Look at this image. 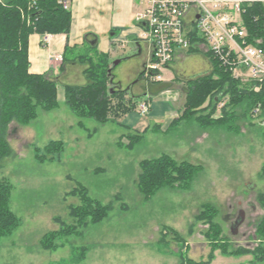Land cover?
<instances>
[{"label": "rangeland", "instance_id": "rangeland-1", "mask_svg": "<svg viewBox=\"0 0 264 264\" xmlns=\"http://www.w3.org/2000/svg\"><path fill=\"white\" fill-rule=\"evenodd\" d=\"M76 52L85 50H68L67 59ZM116 52L129 56L135 50L129 44ZM48 76L57 82L56 106L38 107L32 120L12 121L6 130L10 153L0 160V178L11 187L9 207L18 226L0 238V264H264V230L257 232L264 217V206L257 198L264 192L261 107L253 116L235 110L230 128L215 122L225 99L216 108L212 103L206 107V99L186 117L188 78H174L173 70H162L164 80H146L142 69L144 95L132 96L136 87L124 89V99L135 98L132 111L142 113L140 104L149 105L145 95H151L159 82H165L163 90H178L179 98L176 103L168 98L155 101V106H176L171 122L164 129L140 132L141 140L129 149L126 136L134 130L121 124L129 112L111 115L103 124L79 118L64 101L66 81ZM211 110V120L202 124L198 117ZM53 141H60L62 150L49 159L45 147ZM161 154L177 163L198 165L200 171L187 189L160 187L145 200L137 187L140 163ZM79 185L102 204L111 203L112 210L82 235L58 240L62 246L57 249H43L42 236L60 228L56 217L64 223L72 221L69 207L78 205L79 199L71 190ZM120 203L126 208H120ZM206 204L217 210L214 219L219 226V232L210 237L207 224L197 219ZM239 218L240 223L233 226ZM82 246L87 248L80 255Z\"/></svg>", "mask_w": 264, "mask_h": 264}, {"label": "trees", "instance_id": "trees-1", "mask_svg": "<svg viewBox=\"0 0 264 264\" xmlns=\"http://www.w3.org/2000/svg\"><path fill=\"white\" fill-rule=\"evenodd\" d=\"M241 21L246 31V42L264 49V3L244 5ZM70 23V10L63 8L58 0H38L32 6L29 0H0V160L10 153L6 140V130L10 122L26 124L36 116L38 107L49 110L57 104V82L48 74L29 71V35L34 32L66 34ZM190 40L194 44L201 42L202 38L192 32ZM88 46L89 51L87 49L84 53L76 52L72 58L73 61L85 65L83 73L86 81L83 84H65L64 101L79 118H93L103 124L111 115L117 116L118 113L134 110L135 98L129 96L124 99L126 90L118 89L111 84V61L108 53L98 52L94 45ZM196 50L190 47L188 51ZM205 54L211 63V70L186 81L188 85L184 89V116L194 114L206 99H208L206 107L212 103L215 108L225 99L220 109L221 116L215 119L222 127H232L231 123L236 117L237 109H242L244 114L248 112L253 116L256 106L260 105L259 111L261 107L260 113L263 114L264 81L255 91V84H243L210 52L207 51ZM65 59L67 60V56L64 52L62 60ZM164 83L157 84L161 87ZM212 110L208 115L198 117L201 118L202 124L211 120L208 116ZM139 133L134 131L133 134L126 136L129 149L141 140L142 135ZM61 150L60 141L50 142L45 147L46 153L51 154L49 159L53 158V152L59 154ZM199 171L200 166L187 162L177 163L167 154L144 159L140 163L138 191L143 199L147 200L160 187L187 189ZM260 176H264V162ZM10 190L9 183L0 178V238L9 235L18 226L17 217L9 207ZM71 194L79 199L78 205L69 207L72 221L64 223L56 217L55 221L60 223V228L42 236L40 246L43 249H57L62 246L58 240L82 235L83 230L89 225L98 224L107 218L113 208L111 203L102 204L98 199L91 197L86 187L82 185L71 190ZM116 197L118 200L119 197L117 195ZM257 198L264 206V192L258 194ZM120 208H126L125 204L120 203ZM216 213L217 210L213 206L206 204L197 215V219L207 224L206 235L209 237L219 232V226L214 219ZM263 230L264 217L258 224L257 232L262 234ZM86 248L80 247V255L84 254Z\"/></svg>", "mask_w": 264, "mask_h": 264}, {"label": "crops", "instance_id": "crops-1", "mask_svg": "<svg viewBox=\"0 0 264 264\" xmlns=\"http://www.w3.org/2000/svg\"><path fill=\"white\" fill-rule=\"evenodd\" d=\"M144 5L145 0H69L71 23L66 34H50L47 44L42 42L43 34L34 32L29 35V71L50 74L52 77L61 76L66 84H83L86 81L83 73L85 65L72 58L58 62L54 57L63 56L64 52L66 56L68 50L76 48L89 51L90 44L98 52L108 53L111 61V84L123 90L136 87V92L130 94L135 97L144 95L147 88L139 78L149 58V46L142 40L141 27L135 20ZM129 44L133 45V54L123 56L116 52L118 48L123 49ZM115 61L119 62L114 63ZM164 70H173L176 75L174 78L190 79L208 73L211 63L203 50L190 52L179 49L173 62ZM161 80H164L162 76ZM154 86L156 87L151 95L145 96L149 104L148 112L142 114L135 110L125 114L121 118L124 128L143 132L150 127L164 129L171 122L176 106H155V101L162 102V98H168L176 103L174 100L179 98V92L160 90L159 84Z\"/></svg>", "mask_w": 264, "mask_h": 264}, {"label": "built area", "instance_id": "built-area-1", "mask_svg": "<svg viewBox=\"0 0 264 264\" xmlns=\"http://www.w3.org/2000/svg\"><path fill=\"white\" fill-rule=\"evenodd\" d=\"M37 1L29 0V4ZM256 2L264 0H145L135 20L141 27L142 40L149 46V58L143 67L146 80H161V71L173 62L176 52L194 47L210 52L242 83L255 84L257 91L264 81V49L246 42L241 21L244 5ZM58 3L65 9L69 6V0ZM192 32L202 41L192 44ZM49 35H42L44 44L49 42ZM54 59L63 61L62 55ZM140 108L142 113L147 112V103L142 102ZM258 112L256 106L254 113Z\"/></svg>", "mask_w": 264, "mask_h": 264}, {"label": "water", "instance_id": "water-1", "mask_svg": "<svg viewBox=\"0 0 264 264\" xmlns=\"http://www.w3.org/2000/svg\"><path fill=\"white\" fill-rule=\"evenodd\" d=\"M119 61H115L114 63H118ZM241 216V215H240ZM240 221H241V218H239L238 220H236L234 223V225L233 226H237V224H239L240 223Z\"/></svg>", "mask_w": 264, "mask_h": 264}, {"label": "flooded vegetation", "instance_id": "flooded-vegetation-1", "mask_svg": "<svg viewBox=\"0 0 264 264\" xmlns=\"http://www.w3.org/2000/svg\"><path fill=\"white\" fill-rule=\"evenodd\" d=\"M140 79V78H139ZM143 83L145 84L144 80H143Z\"/></svg>", "mask_w": 264, "mask_h": 264}]
</instances>
